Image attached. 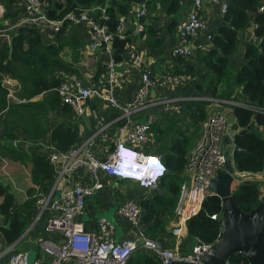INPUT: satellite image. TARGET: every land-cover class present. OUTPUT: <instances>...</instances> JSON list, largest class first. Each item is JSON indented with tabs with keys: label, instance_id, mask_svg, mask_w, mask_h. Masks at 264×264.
<instances>
[{
	"label": "built area",
	"instance_id": "obj_1",
	"mask_svg": "<svg viewBox=\"0 0 264 264\" xmlns=\"http://www.w3.org/2000/svg\"><path fill=\"white\" fill-rule=\"evenodd\" d=\"M120 1V0H119ZM152 0H140L135 3L129 12L130 21L135 24L134 30H141L140 20L147 14V4ZM177 3L186 1L188 10L184 16L175 22L174 36L176 44L170 50V57H186L188 47L195 41L196 51L206 50L210 46L211 33L205 32L200 37V32L205 29L204 21L200 16L201 6L204 1L215 6L220 16L225 12V0H176ZM63 0H11V7L7 10L3 0H0V18L8 11L10 16L0 22V38L8 42L10 32L19 28H32L41 35L42 42L54 40L56 33H67L75 29L77 34L83 32L86 47L90 51H98L101 55L104 76L95 83L82 84V81L72 74H58L61 78L53 92L61 104L69 106L76 118L82 117L86 111L92 115L87 102L96 99L110 112L109 116H99L93 129L82 134L77 128V141L64 151L55 150L50 145L40 143L38 151L43 153L51 167L52 182L45 191H38L34 187L33 193L23 196L26 200H33V209L25 231L13 242L7 243L0 238V264H125L128 256L140 249L157 256L159 264H172L184 262L189 264H202L199 256L213 254V243L196 242L186 252L178 250L179 242L185 234V222L196 214L203 199L213 194L209 188L210 181L224 172V148L222 142L227 135L233 137L231 129V116L233 106L249 109L253 114L264 115V107L253 106L244 102L231 99H222L207 95L190 94L182 92L189 83V77L164 72L154 76L149 67L140 65L137 57L133 63L138 69V78L134 91L130 96L118 98L114 90L122 86V74L114 70L118 63L113 60L111 41L113 34L108 31L104 21L107 19L105 7L112 0H103L102 5H88L83 8L69 10L62 16L52 17L49 11L55 3ZM258 12H264V5L260 4ZM54 14H58V9ZM251 23L250 40L254 41ZM123 23L116 24L114 35L124 38ZM240 37V36H239ZM95 79V80H96ZM94 80V81H95ZM12 88L15 82L6 80ZM167 89L169 94H154L155 89ZM9 89L7 97L20 101ZM188 100H205L208 102L205 109V118L200 124L197 140L185 154V166L182 170V182L179 185L176 203L171 211L173 222L169 234L173 237V247L158 249L154 239L145 234L141 223V210L135 202H124L118 207V213L134 227L135 233L131 238L116 241L113 239V224L105 218H99L94 228L87 229L82 216L85 210V199L101 188L100 176H107L114 180L120 178L118 154L119 150L132 152L136 156V164L141 166L144 162L157 165L156 173L159 174L163 167L158 165L160 154L156 153L158 141L151 129L158 122V114H180L181 103ZM5 109H0V120ZM159 112V113H158ZM230 128V132L227 131ZM26 143L21 136L12 141ZM232 147V145H230ZM29 147V145H27ZM227 152V151H226ZM232 165V153L227 152ZM156 164L149 163L150 160ZM3 161V159H1ZM138 166L127 168L129 174H136ZM1 165L2 173L9 178ZM232 177L243 178L247 173L237 175L234 168ZM83 179V180H82ZM261 187L264 185V173L260 179ZM8 183V182H7ZM6 185V183L3 182ZM156 182L141 180L137 186L146 190L156 187ZM9 186V183L7 185ZM29 186L31 183L29 181ZM10 191V190H9ZM221 206V201L219 199ZM220 218H221V212ZM217 215L212 214L214 219ZM221 220V230H222ZM27 238L33 247L21 244ZM159 238V237H158ZM35 250L31 263L27 262V252ZM223 264H228L227 260ZM243 264V263H241ZM244 264H248L246 262Z\"/></svg>",
	"mask_w": 264,
	"mask_h": 264
},
{
	"label": "trees",
	"instance_id": "obj_2",
	"mask_svg": "<svg viewBox=\"0 0 264 264\" xmlns=\"http://www.w3.org/2000/svg\"><path fill=\"white\" fill-rule=\"evenodd\" d=\"M55 3L49 11L52 17L62 16L69 10L88 5H102L103 0H63ZM140 0H112L106 7L107 19L104 21L108 31L113 34L111 48L113 60H122L125 46L133 39L127 32L124 38H117L116 24L129 13L132 6ZM167 5L166 12L173 13L179 4L176 0H159ZM226 10L221 15V23L212 31L210 46L197 51L195 64L185 57L172 58L167 70L176 75L189 77V83L182 90L190 94L207 95L253 106L264 107V12H258L264 0H225ZM7 10L11 0H3ZM58 9V14H54ZM255 40L240 42L241 32L251 27ZM175 21L170 20L167 30L172 32ZM145 45L150 51L160 49L164 36L157 29L144 25ZM8 42L0 38V109H5L0 120V158L21 165H27L31 186L25 189L27 195L45 191L52 182L51 167L43 153L40 143L50 145L55 150L64 151L78 139L77 121L71 117V109L61 104L53 89L61 78L58 74H72L80 78L78 56L86 42L75 29L67 33L60 31L54 40L43 43L41 35L32 28H19L10 32ZM242 47L244 62L238 68L231 67V56ZM6 80L15 82L12 88ZM13 94L20 100L7 97ZM205 100H188L181 103L183 113L158 114V122L151 127L156 141V153L162 156L167 167L166 174L160 178L149 195H141L137 205L141 210V223L145 234L155 239L168 234L171 211L176 203L179 185L182 182L184 156L199 136L200 124L205 118ZM56 113H60L56 115ZM231 117L243 133L233 135V143L239 149L232 153V164L238 174H256L264 168V115L253 114L249 109L233 106ZM72 119V120H71ZM260 130V131H259ZM21 134L26 148L12 141ZM29 145V147H27ZM241 180V178H238ZM123 182L125 180H116ZM137 186L136 183H134ZM7 185L0 182V238L10 243L15 241L26 229L33 209V200L24 199L20 207H13V196ZM143 189V188H142ZM146 190V189H144ZM261 191L259 183L242 180L232 190L233 203L243 212L249 211L259 202ZM221 206L219 197L207 195L199 211L185 222V234L179 242L178 250L186 252L196 242L213 243L221 233ZM216 214L212 219L210 216ZM228 264L245 263L239 253L226 259ZM125 264H159L157 256L136 250L130 254ZM172 264H189L174 262Z\"/></svg>",
	"mask_w": 264,
	"mask_h": 264
},
{
	"label": "crops",
	"instance_id": "obj_3",
	"mask_svg": "<svg viewBox=\"0 0 264 264\" xmlns=\"http://www.w3.org/2000/svg\"><path fill=\"white\" fill-rule=\"evenodd\" d=\"M178 4H179V8H177L173 13H168L166 12L167 5L165 4L163 5V2H160L159 0L150 1L147 4L146 16L140 20L142 24L141 30L136 32L134 30L135 24L133 25V22L130 21L129 13L125 15L122 20H120L123 23L124 28H126V32L128 31V33L131 35V37H133V39L125 46V52L122 56V60L117 64L118 67L122 66L123 68V70L120 72L122 74V80H123L122 86L114 90V94L118 98H125L130 96L135 89L138 78V69L132 61L134 57H137L138 63L140 65L149 67L152 75L154 76L162 75L172 65V58L170 57L169 52L171 48L176 44V40H175L174 32L173 31L169 32L167 30V24L169 23L170 20L177 22L179 19H181L184 16L185 12L188 10L187 9L188 3L186 1H183L182 3H178ZM200 16L205 24V29L200 32V37L203 35V33L212 31L221 23V16L218 13L217 8L215 6H212L207 1H204L201 6ZM144 25L152 26L153 29L158 30L157 32L158 34L164 36V42L162 43L160 49L155 51L148 50V48L145 45L146 33L143 31ZM80 33L83 32L80 31ZM250 35H251V28L244 29L240 34V38H239L240 42L250 41ZM82 37L85 39L84 34L82 35ZM194 44L195 41L190 43L188 47V55L185 57L187 61H190L193 64H195L196 53H197L196 50H193ZM100 55L101 54L98 51L92 52L89 49H87L86 42L84 43V47L80 49L77 65L80 73L79 79L82 81V84L95 83L96 81L103 79L104 70ZM243 62L244 59L242 58L240 52H236L232 54L231 67L233 69L238 68L239 65L242 64ZM96 78L99 79L97 80ZM169 92L170 91H168L166 88L165 89L158 88L153 90L151 92V95H154L156 93L165 95V94H169ZM87 106L89 109H93L95 114L92 115L90 112L86 111V113L82 117L76 118L75 115L71 112L72 117L77 121V125H76L77 128L81 131L83 135L89 133L93 129L94 123L100 115L109 116L110 114L109 110L96 99L89 100L87 102ZM58 114L60 113H56V115ZM17 135L21 136V134H17ZM160 158L162 160L161 155ZM1 159H3V161ZM3 162L5 163L4 169L6 170V172L8 170L7 169L8 164L17 163V162L9 161L5 158H0V172H2L1 165ZM19 167L20 168L18 170L21 171L17 172V175L27 179L26 185L28 187L29 168L27 165H21V164H19ZM263 173H264V168L263 171L260 173L245 175L243 178H241L240 181L242 180L256 181L259 183V187H261L260 179ZM9 175L10 174H8V176ZM237 175L240 174L237 173ZM9 178L11 179L12 182H10L8 180V177L6 176V179L9 182V186L13 185L11 189L14 191L22 192L21 190H23L22 189L23 186L18 185L19 182L17 184L11 178V176H9ZM100 179L102 183L101 188L95 191L94 193H92L90 196H88L85 199L84 213L86 216H88V218L84 220L86 224V228L92 230L94 228V224L97 219L105 218L102 211H106V212H110L111 213L110 216L113 217L112 222L109 221L107 218H105L106 220H108L113 224L114 227L112 233L113 239L116 241H120L122 239L131 238L135 233V229L124 219L122 215L118 213V207L120 206V204L124 202L131 201L137 203L136 201L139 198V196L149 195L150 190H144L142 188H139V186H135V184L130 181H127L128 182L127 184L122 185L121 183L123 182L125 183L126 181L117 182L116 180L107 176H100ZM0 182H2L1 179ZM6 185H8V183ZM87 204L90 206V210H86ZM96 212H99L98 214H101V216H97ZM172 222H173V218L170 219L169 225L167 227L168 231L172 225ZM161 238L164 239L166 248L173 247L174 240L169 233L162 236Z\"/></svg>",
	"mask_w": 264,
	"mask_h": 264
},
{
	"label": "water",
	"instance_id": "obj_4",
	"mask_svg": "<svg viewBox=\"0 0 264 264\" xmlns=\"http://www.w3.org/2000/svg\"><path fill=\"white\" fill-rule=\"evenodd\" d=\"M242 47L238 48L241 53ZM231 129L235 133H243L234 123L232 117ZM87 124V123H86ZM233 134V135H234ZM232 145V153L239 149L233 143V137L225 136L222 147ZM224 172L215 176L209 183V188L221 201V220L223 223L220 235L214 240L213 254L210 256H199L202 264H223L233 253H239L248 264H264V185L259 202L247 212L241 211L232 201L231 184L233 181V168L230 165V158L226 151L223 153ZM86 210L90 206L86 205ZM25 231V230H24ZM154 245L158 249H165L166 244L163 238H155ZM35 250L27 252V262L31 263Z\"/></svg>",
	"mask_w": 264,
	"mask_h": 264
},
{
	"label": "rangeland",
	"instance_id": "obj_5",
	"mask_svg": "<svg viewBox=\"0 0 264 264\" xmlns=\"http://www.w3.org/2000/svg\"><path fill=\"white\" fill-rule=\"evenodd\" d=\"M10 16V12L6 11L3 13L2 17L0 18V22H4L5 18L9 17ZM79 36H82L83 33H79L78 34ZM114 70L117 71V72H121L123 70L122 66H115L114 67ZM72 117V115H71ZM73 118V117H72ZM227 131L230 132V128H227ZM0 134H1V126H0ZM16 137L18 138V135L16 134ZM224 150H226L227 152L229 153H232V147L230 145H227ZM233 165V164H232ZM20 167H19V164L17 163H10L8 164V174H10L9 176H11V178L20 186H23L21 190L22 192L25 191V189L27 188V179L26 178H22L21 176L17 175V172H20L21 170H18ZM0 179L2 180V183H6L8 182V180L6 179V175H4L2 172H0ZM240 182V180L237 178V177H234V180L232 181V184H231V188L232 189H235V186ZM9 183V182H8ZM128 182L126 181L125 183H121L122 185H125L127 184ZM16 184V186H17ZM12 193V196H13V207H20L21 206V202L24 200V196H23V193L22 192H18V191H14L12 190L10 187L6 186ZM87 198V197H86ZM103 212V215L105 216V218H107L109 221H113V217H111V213L110 212H106V211H102ZM99 212H96V215L97 216H101V214H98ZM88 218V216L84 215L82 216V220H86ZM3 224L2 222V217H0V226ZM21 244H28L29 246L33 247V245L31 244L30 241H27V238L23 239L21 242H19V245Z\"/></svg>",
	"mask_w": 264,
	"mask_h": 264
},
{
	"label": "clouds",
	"instance_id": "obj_6",
	"mask_svg": "<svg viewBox=\"0 0 264 264\" xmlns=\"http://www.w3.org/2000/svg\"><path fill=\"white\" fill-rule=\"evenodd\" d=\"M118 159L121 170H119L120 172L117 174V176L121 180L130 181L132 183H136L137 185L141 180H150V182L158 183L160 178L163 177L167 172L166 164L161 160V158L157 159L158 165L163 167V170L159 174L156 173L157 165H150L147 162H144L143 165L138 166L136 164V156L132 152L119 150ZM153 160H150L149 163H152L151 161ZM132 166H138L136 174H129L124 171L125 169L131 168ZM260 191L262 193V187H260Z\"/></svg>",
	"mask_w": 264,
	"mask_h": 264
},
{
	"label": "snow or ice",
	"instance_id": "obj_7",
	"mask_svg": "<svg viewBox=\"0 0 264 264\" xmlns=\"http://www.w3.org/2000/svg\"><path fill=\"white\" fill-rule=\"evenodd\" d=\"M153 164H156L157 163V161H155V160H153V161H151Z\"/></svg>",
	"mask_w": 264,
	"mask_h": 264
}]
</instances>
